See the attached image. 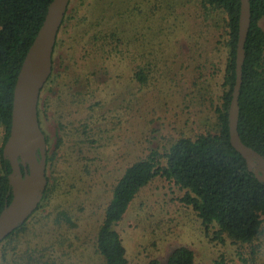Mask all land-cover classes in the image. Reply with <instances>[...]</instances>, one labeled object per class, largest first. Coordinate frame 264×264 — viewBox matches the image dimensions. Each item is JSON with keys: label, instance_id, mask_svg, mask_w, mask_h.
Masks as SVG:
<instances>
[{"label": "rangeland", "instance_id": "1", "mask_svg": "<svg viewBox=\"0 0 264 264\" xmlns=\"http://www.w3.org/2000/svg\"><path fill=\"white\" fill-rule=\"evenodd\" d=\"M75 1L39 96L49 191L8 238L7 264H103L96 233L124 169L151 150L164 167L177 139L217 131L223 10L202 0ZM3 135L0 127V146ZM183 194L161 175L139 189L116 225L128 264H165L179 246L194 264H264V216L252 241H234L203 224Z\"/></svg>", "mask_w": 264, "mask_h": 264}, {"label": "trees", "instance_id": "2", "mask_svg": "<svg viewBox=\"0 0 264 264\" xmlns=\"http://www.w3.org/2000/svg\"><path fill=\"white\" fill-rule=\"evenodd\" d=\"M50 2L51 0H0V127L4 131L0 146V211L12 196L8 183L11 167L8 159L2 155V146L10 131L13 89L24 57L44 20ZM71 2L69 0L59 29L65 21ZM202 4L204 7L223 10L227 18L228 52L221 102L215 109L217 131L199 134L195 138L177 139L164 153V167L158 164L157 152L151 150L145 157L124 169L112 190L111 199L104 209L96 233V250L102 256L103 264H128L116 225L139 189L157 175L172 180L183 189L182 202L196 212L203 224L217 225L219 233H225L234 241L250 242L261 231L264 182L259 181L248 170L244 158L231 146L229 140L228 111L235 82L240 0H202ZM249 6L250 24L244 43L237 100V132L245 145L264 157V31L260 26V20L264 18V0H249ZM58 33L59 30L52 49V67L47 81L53 70V53ZM134 76L141 83L146 78L142 70L137 71ZM38 106L39 99L37 118L40 125ZM44 138L47 152V137L44 135ZM48 158L47 154L46 165ZM48 191L47 180L43 198ZM26 220L0 241V264H7L8 238L24 231ZM156 263L154 260L150 262ZM165 264H194V253L187 246L176 247L169 253Z\"/></svg>", "mask_w": 264, "mask_h": 264}, {"label": "water", "instance_id": "3", "mask_svg": "<svg viewBox=\"0 0 264 264\" xmlns=\"http://www.w3.org/2000/svg\"><path fill=\"white\" fill-rule=\"evenodd\" d=\"M68 2L69 0H51L16 77L10 131L2 146V155L8 159L11 167L8 183L12 196L0 211V241L32 214L47 185L45 138L37 118V104L41 88L51 73L52 49ZM249 24V0H240L235 82L228 111L229 140L231 146L244 158L248 170L259 181L264 182V157L245 145L237 132V100Z\"/></svg>", "mask_w": 264, "mask_h": 264}, {"label": "flooded vegetation", "instance_id": "4", "mask_svg": "<svg viewBox=\"0 0 264 264\" xmlns=\"http://www.w3.org/2000/svg\"><path fill=\"white\" fill-rule=\"evenodd\" d=\"M21 168H22V169H21V172H23V166H22V165H21Z\"/></svg>", "mask_w": 264, "mask_h": 264}]
</instances>
